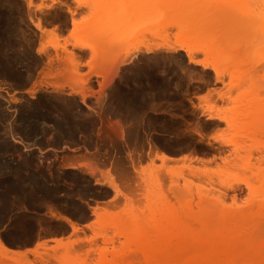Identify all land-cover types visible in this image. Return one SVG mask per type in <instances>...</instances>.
<instances>
[{"label":"rangeland","instance_id":"obj_1","mask_svg":"<svg viewBox=\"0 0 264 264\" xmlns=\"http://www.w3.org/2000/svg\"><path fill=\"white\" fill-rule=\"evenodd\" d=\"M139 1L95 0L97 6L91 3L89 8L76 9L75 0H0L1 9L9 16L12 39L18 45L14 54H20L19 74L34 76L35 93L74 98L75 123L84 126L56 145L28 148L16 138L8 139L19 147L17 153L5 154L13 164L31 154L36 158L34 165L53 176L50 183L62 173L77 176V181L64 180V188L51 198L23 201L26 203L19 205L25 216L23 226L14 225L13 214L0 223V234L10 248L25 250L34 248L35 242L46 244L24 259L0 255V264H145L136 252L139 244L134 242L144 236L160 239V235L193 230L232 234L254 230L255 204L264 198V135L258 132L264 133V110L257 105L255 108L254 101L264 100V91L254 99L249 95L254 85H237L242 69L233 67L226 57L222 59L228 46L244 36L225 17L230 1L227 7V0H151L159 12L152 9L147 24L161 20L167 25L165 31L154 37V31L140 33V38L154 46L149 52L142 49L125 54L131 45L122 44L125 37H130L129 33L121 34L125 31L121 30L125 24L122 19L130 8L136 10L135 2ZM150 14L157 20L150 19ZM133 17H129L130 23L136 22L137 17ZM71 18L76 23L73 35V28L69 34L63 31ZM181 20L198 35L196 44L190 47L203 49L191 55L194 62L180 47L188 39L181 32L186 28L178 30ZM36 22L42 29L59 30L57 43L64 45V51L59 49L57 53L50 48L47 54L37 52ZM117 30L120 35H116ZM262 40L258 38L247 51L244 69L252 66L253 59L264 56ZM76 41L83 47L75 46ZM215 69L223 72L222 76L215 77ZM255 77L254 82L264 83V64ZM12 80L3 85L4 90L19 102L23 96L32 102L28 88L13 89L9 85ZM80 92L86 93L83 102ZM246 105L251 113L237 116ZM155 149L175 160L185 156L203 162L162 163ZM78 163L88 164L93 172L82 165L69 167ZM111 181L117 190H112ZM94 208L98 209L96 216ZM58 215L68 217L82 229L73 231ZM258 222L259 235L264 238V211ZM112 236L117 239L114 246H108L110 251L103 259L89 252L92 244L102 246L103 237ZM54 238H62V244L56 246ZM51 246L56 247L58 260L39 255L53 253Z\"/></svg>","mask_w":264,"mask_h":264},{"label":"bare ground","instance_id":"obj_2","mask_svg":"<svg viewBox=\"0 0 264 264\" xmlns=\"http://www.w3.org/2000/svg\"><path fill=\"white\" fill-rule=\"evenodd\" d=\"M228 1H230V4ZM232 1L234 2L233 4L231 3V0L226 1V6L229 4L231 8L227 6L229 7L228 9L229 12L226 14L225 17L227 18L229 22L234 23L235 26H238L240 33H242L244 36H242L241 38L239 37L240 39L237 43H234V44L231 43L232 45L228 46L227 53L226 51H224V53L222 52V54L225 55L226 53V55L225 56L221 55V56H222V59L226 57V60L224 59L225 61L232 62V65H234L233 67H235L236 69L238 70L242 69V71L238 73V76H237V80H236L237 85L241 86L242 84L244 85L248 83L251 84L250 86L254 85V89H253L254 91L250 92L249 95L253 96L254 99L259 98L262 90L264 91V83L263 82L260 84L256 83L257 77L255 76L257 75V70L261 68L264 64V56L263 57L259 56L256 61L253 59L252 61H254V63L253 62L251 63L252 66L247 67V69H244V68L246 67L245 66L246 54L249 48L251 49L253 43H256V40L258 38H263L262 43L264 41V0H235V1L232 0ZM75 2H76V5H75L76 9L84 7V6L88 7L89 5L97 6V3L95 2V0H92V1L75 0ZM91 3L93 5H91ZM135 3L138 4L136 5L138 6L137 8L135 6L136 10L130 8L129 11H126L125 10L126 8H125L124 10L127 13H125L124 11L125 17L122 19L123 20L122 23L123 24L125 23V24L123 25L124 28L121 30L123 31L125 30V31L124 32L122 31L123 33L121 34L123 36L125 35V33L126 34L129 33L130 37L127 36V38H131V39H127L125 37L124 41L120 39L123 42L122 44H124V42H127L126 45L128 46L129 44L131 45V48L125 51V54H127L128 51H131V52L140 51V50L142 51V49L149 52V50H151L152 46L154 45H151L150 43H148L147 40L145 41L143 37L140 38L139 36L140 33L143 34L144 32L145 34L146 32L149 31L148 32L149 34L150 31H154V33L151 35L158 36V34L161 33L160 31L162 30L165 31L164 29L167 26L166 24L163 25L162 24L163 22L161 20H160L161 21L160 23V21L157 20V17L151 16V14H150V17H151L150 19L154 20L153 18L155 17V20H157L158 22L150 23V25L147 24L148 23V13L152 12L151 10L154 9V3L151 2V0H141L139 1V3L137 2ZM157 4L155 3V6ZM110 7H114V5H111ZM110 7L107 6V9L110 10L111 9ZM114 8H113V11H115ZM157 8L158 7L154 9L155 12H159V9L157 10ZM159 8H162V6L161 7L159 6ZM170 8H172V6ZM163 9L164 8H162V11ZM168 9H169V6H168ZM3 10L4 9H1L0 7V223H2L7 217L13 214L16 216L15 217L16 219H14L16 220L14 222V225H16L17 227H21L24 224L23 219L25 218V216L20 210L19 205L23 201L29 200L31 202H36L42 196H43L42 200L44 198H51L54 194L56 195L58 191L64 188V180L65 181H72V180L77 181V176H70L68 173L67 174L62 173L61 175L57 176L59 178L58 180L57 179L53 180L52 183H50L49 180L53 179L52 178L53 176L49 177L46 174V172H44V170L40 168V165L35 166L34 164H36V158L31 154L24 156L23 158L19 159L15 164H13L14 162H11V160L7 158L5 154H7V152L15 154L18 152L19 147L15 144H12L8 139L10 137L16 138L17 143L28 144L26 146L28 148L32 146H37V147L45 146L48 144L56 145L61 140L65 139L66 137L74 136V132H78L79 129L83 125L81 124L79 125L75 123V117L77 115L74 114V111L77 110L76 109L77 101L74 100V98L71 99L65 96L62 97L60 95L52 96V95H46L43 93H39V94L35 93V89H36L34 87L35 78L32 81L34 76L30 73H28L25 76H23L22 74H19L18 69H17V64L21 63L20 61L21 58H20V54L17 55L18 57H15V54H14V51L17 49L16 46L18 45H15V43L17 44V42H15L14 39H12L14 33L11 32L12 28L9 26V16L7 17L6 10L5 11ZM111 11L109 12L111 13ZM134 11H136V13H134ZM138 11H139V14H138ZM73 12L69 11V14ZM112 13L116 14V11ZM136 14H138V16H136L137 19L136 17H133ZM154 14L156 15V13ZM196 14L193 13L192 15L195 16ZM130 16L133 17V20L134 18L136 19V22L134 20L132 21V23L138 24L137 26L136 24L133 25L132 23H130L132 20V18L131 19L129 18ZM126 18H128L129 20ZM180 22L181 23H178V24H181V25H178V28H179L178 30L180 29L184 30V28H186L185 31H181V32L185 34L184 39L188 38L186 41L188 44L187 43L184 45L181 44L180 47L182 50L186 52L187 56L189 57V60L191 62H194L191 58V55L194 52L202 48H197L195 46L190 47L191 46L190 44H192L193 42L195 43V41H197L198 35L196 33V30L187 29L189 27L185 26V23H183L184 20L183 22L182 20ZM70 23L72 25L71 27L73 28L72 29L73 30L72 35H73L76 29V23L72 18L70 19ZM158 23H160V25ZM182 23L184 25H182ZM99 26H101V24ZM119 26L118 28H120ZM179 26H181L183 29L180 28ZM34 27L39 31V40H38L37 49H36L37 52L47 54L48 52L47 50L50 48L56 51L57 53L58 51H61L59 49L63 50L64 45H58L57 43L58 42L57 33L59 31L57 28H54V29L43 28L42 29L40 28V25L38 22L34 24ZM95 28L96 26L94 27V29ZM119 31L120 30H117L116 35L120 33ZM51 38L53 39L55 38V41H52ZM65 40L66 39L64 38V41ZM118 42L121 43L120 41ZM260 42L261 41L258 40L257 44H260ZM226 43L228 44V42H225V46H226ZM197 44H200V42H198ZM74 45L77 47H83V45L79 43L78 41H76ZM168 46L170 45L168 44ZM170 47L173 48V46H170ZM46 63H50V60H48ZM36 67L37 66L35 65V69ZM32 70H34V68ZM8 72L10 73V76L6 74ZM222 74L223 72L219 71L218 69H215V72H214L215 77H220L222 76ZM231 74H234V72H232ZM10 79H13L11 81L12 83L11 84L8 83V84L12 86L13 89L16 88L20 90L24 87H27L28 88L27 93L31 95V99L33 98L35 100L32 99V102H31L28 98H25L23 96V98L21 99L22 101L19 102V100H17L15 97H12V93H10L7 90H4L3 88V85H5L6 82L9 81ZM80 95L82 97L81 99L83 102L84 98L86 97V93L80 92ZM254 103H255V108L257 105V109L264 110V100L258 99L257 101H254ZM212 110L213 109H211L210 112H213ZM54 113H57L61 117L60 118L54 117L53 115ZM250 113H251L250 106L246 105L244 109L241 111V113H237V116L238 114L242 116L243 115L247 116ZM212 115L213 114H210V116ZM216 117L219 118V116H216ZM226 120L227 119H225V121ZM258 132H259V135H264L263 132H260V131ZM47 136H50L51 138L46 139ZM213 138L214 137H212V139ZM155 150H156L157 159H159L162 163L175 160L174 157L162 151H159L157 149ZM261 152L262 151L260 149V153ZM192 159L193 161L203 162V160L200 158H196V157L191 158V157H185V156H183L182 158L179 157L176 160L185 161V160H192ZM204 161L206 162V160ZM81 165L83 167H86L90 172H93L94 170L91 167H89L88 164H85V163L84 164L82 163L73 164V165H70L69 167L74 169L77 167H81ZM263 180L261 181V183L264 185ZM110 185L113 191L118 189L114 182L111 181ZM259 185H260V182H259ZM260 187L261 186H259V188ZM261 190L264 191V188L261 187ZM40 194L41 196H38ZM11 196L14 197L13 200L9 199ZM23 203H26V202H23ZM14 209L16 210L14 211ZM254 210H255V215L257 218V223L255 227L253 228L254 230L252 231V233H244V234L204 233V232H196V230H193L195 232H183V233H179L175 235H168V236L160 235V239H157V238L154 239L152 236L151 237L144 236V237H141L140 239L134 240V242H136L135 243L136 245L139 244L138 247L135 246V244L134 246H135V249L137 247L136 252L141 254V258L144 260L145 264H264V238L259 235L260 226L258 222L260 214L264 211V198H262L260 201H258V203L255 204ZM97 212H98V209L94 208L93 214L95 216L97 215ZM52 216H56V215L52 213ZM60 217L59 215L57 216V218L59 219H64L63 221L68 223V225L73 231L82 229L81 227H77L76 224L73 221H71L68 217H65V216H62L61 218ZM10 218H13V216ZM90 225L92 224H89L87 226H90ZM30 226H28V231L32 230V227ZM115 236H118V235H115ZM116 239L117 237H114V236L109 237V238L103 237V240H102L103 245L99 246L97 243L92 244L89 249V252L94 251L95 253H98L97 254V256L99 257L98 259H101V258L103 259V257L106 256L105 254H107V252L110 251L108 250V246L110 245L112 246L113 244H115L114 242L116 241ZM52 241L56 244V246H60L62 244V238H54L52 239ZM6 243L7 241L0 234V255L6 258L16 257L18 259H24L27 253H36L37 247L46 246L45 243L35 242L36 244L34 248H27L25 250H20V249L10 248L7 246ZM55 248H56L55 246L50 247L53 253L46 251V252H43V254H39V255H42L44 257H49L52 260L53 258H55V260H58L56 258L60 256L57 255L56 252H54ZM44 250H48V249L44 248ZM134 250L132 251L130 250L131 252L129 253L132 254ZM137 253H133L132 255L135 256L136 254V256H139L137 255ZM131 254L130 255L128 254V255L131 256ZM134 256L133 257L131 256L132 259H137L135 258L136 256L135 257ZM47 259H44V260H47ZM132 261L129 260V262H132Z\"/></svg>","mask_w":264,"mask_h":264},{"label":"crops","instance_id":"obj_3","mask_svg":"<svg viewBox=\"0 0 264 264\" xmlns=\"http://www.w3.org/2000/svg\"><path fill=\"white\" fill-rule=\"evenodd\" d=\"M47 29H48V28H47ZM71 29H72V27H71V24H70V22H69L67 28H64L63 31H65L66 34H69L70 31H71Z\"/></svg>","mask_w":264,"mask_h":264}]
</instances>
